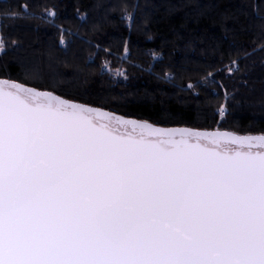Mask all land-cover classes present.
<instances>
[{"label": "snow or ice", "instance_id": "obj_1", "mask_svg": "<svg viewBox=\"0 0 264 264\" xmlns=\"http://www.w3.org/2000/svg\"><path fill=\"white\" fill-rule=\"evenodd\" d=\"M0 264H264V134L162 128L0 79Z\"/></svg>", "mask_w": 264, "mask_h": 264}, {"label": "trees", "instance_id": "obj_2", "mask_svg": "<svg viewBox=\"0 0 264 264\" xmlns=\"http://www.w3.org/2000/svg\"><path fill=\"white\" fill-rule=\"evenodd\" d=\"M0 41V79L160 126L264 134V0H0Z\"/></svg>", "mask_w": 264, "mask_h": 264}, {"label": "water", "instance_id": "obj_3", "mask_svg": "<svg viewBox=\"0 0 264 264\" xmlns=\"http://www.w3.org/2000/svg\"><path fill=\"white\" fill-rule=\"evenodd\" d=\"M29 87H30V86H29ZM32 88H34V87H32ZM36 89H37V88H36ZM38 90H40V89H38ZM41 91H45V90H41ZM48 92H50V91H48ZM51 93H53V92H51ZM53 94H55V93H53ZM55 95H57V94H55ZM58 96H59V95H58ZM60 97H62V96H60ZM62 98H64V97H62ZM64 99H66V98H64ZM67 100H68V99H67ZM69 101H71V100H69ZM73 102H74V101H73ZM77 103H79V102H77ZM80 104H83V103H80ZM84 105H87V104H84ZM88 106H90V105H88ZM91 107H94V106H91ZM94 108H98V107H94ZM98 109H102V108H98ZM102 110H105V109H102ZM105 111H107V112H109V113L116 114V115L121 116V117H124V118H130V117H126V116H123V115H120V114H117V113H114V112H111V111H108V110H105ZM130 119H134V118H130ZM134 120L142 121V122H148V121L138 120V119H134ZM149 123H151V122H149ZM151 124H153V123H151ZM154 125H156V124H154ZM157 126L162 127V128H176V127H179V128L195 129V128L181 127V126H172V127H166V126H160V125H157ZM198 130H204V131H215V130H210V129H198ZM220 131H227V130H220ZM227 132L234 133V134H237V135H240V136H246V135L256 136V135H260V134H244V135H241V134H238V133H235V132H231V131H227Z\"/></svg>", "mask_w": 264, "mask_h": 264}]
</instances>
